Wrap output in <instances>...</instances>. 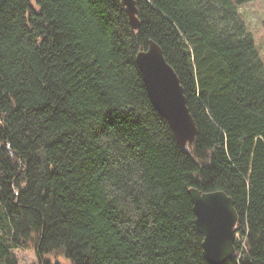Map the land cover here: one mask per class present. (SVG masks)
Returning a JSON list of instances; mask_svg holds the SVG:
<instances>
[{"label": "trees", "instance_id": "16d2710c", "mask_svg": "<svg viewBox=\"0 0 264 264\" xmlns=\"http://www.w3.org/2000/svg\"><path fill=\"white\" fill-rule=\"evenodd\" d=\"M0 0V264H210L191 188L239 219L225 264H264V60L251 0ZM158 44L199 134L183 149L137 54ZM62 257L52 261L49 256Z\"/></svg>", "mask_w": 264, "mask_h": 264}, {"label": "water", "instance_id": "95a60500", "mask_svg": "<svg viewBox=\"0 0 264 264\" xmlns=\"http://www.w3.org/2000/svg\"><path fill=\"white\" fill-rule=\"evenodd\" d=\"M130 26L138 30V8L135 0H121ZM148 96L155 109L170 123L179 145L187 149L199 134L188 107L185 89L165 58L162 48L150 41L147 50L136 57ZM196 225L203 235V254L210 264H225L236 254L238 213L233 199L223 191L202 192L191 188Z\"/></svg>", "mask_w": 264, "mask_h": 264}, {"label": "rangeland", "instance_id": "374dc122", "mask_svg": "<svg viewBox=\"0 0 264 264\" xmlns=\"http://www.w3.org/2000/svg\"><path fill=\"white\" fill-rule=\"evenodd\" d=\"M242 19L252 33L257 48L264 60V0H251L239 9ZM19 264H38V255L35 247L16 251ZM52 261L63 260L62 257L51 255Z\"/></svg>", "mask_w": 264, "mask_h": 264}]
</instances>
